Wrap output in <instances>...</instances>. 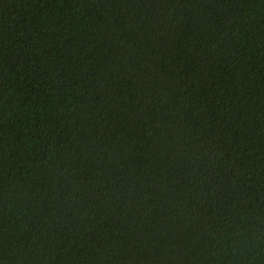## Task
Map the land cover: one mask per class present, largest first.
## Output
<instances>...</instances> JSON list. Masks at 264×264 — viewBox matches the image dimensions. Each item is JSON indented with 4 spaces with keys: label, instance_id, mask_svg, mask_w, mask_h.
Wrapping results in <instances>:
<instances>
[{
    "label": "trees",
    "instance_id": "1",
    "mask_svg": "<svg viewBox=\"0 0 264 264\" xmlns=\"http://www.w3.org/2000/svg\"><path fill=\"white\" fill-rule=\"evenodd\" d=\"M0 264H264V0H0Z\"/></svg>",
    "mask_w": 264,
    "mask_h": 264
}]
</instances>
